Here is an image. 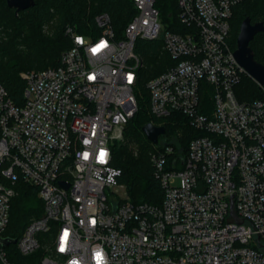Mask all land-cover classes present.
<instances>
[{
    "label": "built area",
    "instance_id": "obj_1",
    "mask_svg": "<svg viewBox=\"0 0 264 264\" xmlns=\"http://www.w3.org/2000/svg\"><path fill=\"white\" fill-rule=\"evenodd\" d=\"M174 1L164 24L160 0H132L120 36L108 14L96 17V33L67 28L72 47L60 64L22 74L23 105L0 84V264H264V97L237 98L248 74L230 43L246 0ZM141 41L159 42L172 60L146 85L150 123L178 113L200 133L186 153L166 133L153 144L160 204L120 195L123 172L112 164L139 109ZM21 180L38 189L44 212L5 246Z\"/></svg>",
    "mask_w": 264,
    "mask_h": 264
},
{
    "label": "trees",
    "instance_id": "obj_2",
    "mask_svg": "<svg viewBox=\"0 0 264 264\" xmlns=\"http://www.w3.org/2000/svg\"><path fill=\"white\" fill-rule=\"evenodd\" d=\"M172 2L171 7H161L165 18L170 19V15L175 14V1ZM134 12L132 0H35L33 8L16 15L15 9L9 8L6 0H0V84L16 105H23L26 81L21 73L58 66L62 54L72 47L67 28H73L80 34L96 33V17L108 14L115 31L122 32ZM247 17L252 23H264V0H246L234 9L230 34V43L234 49L237 48L241 23ZM54 18L57 20L55 32L48 36L43 33V28ZM140 46L145 66L139 70L136 88L139 109L126 127V142L113 146L112 164L122 170L119 181L126 186L132 203L160 204L163 189L150 163V153L155 146L142 141L145 137L142 128L156 121L149 114V92L146 85L151 78L164 72L170 63L161 64L166 53L159 51V42L141 41ZM250 46L255 59L264 64V32L257 34ZM235 92L237 98L245 102L264 97V89L248 75L236 85ZM203 100L211 106L210 90L203 93ZM164 125L166 134L163 137L173 143L178 151L183 148V153L187 152L191 139L200 134L189 125L186 117L178 113L167 117ZM133 144L138 147L137 155ZM15 188L17 194L11 203L9 225L3 234L11 240H17L28 224L44 212V203L35 186L21 180ZM41 253L28 256L25 260H31ZM15 254L17 256V252Z\"/></svg>",
    "mask_w": 264,
    "mask_h": 264
},
{
    "label": "water",
    "instance_id": "obj_3",
    "mask_svg": "<svg viewBox=\"0 0 264 264\" xmlns=\"http://www.w3.org/2000/svg\"><path fill=\"white\" fill-rule=\"evenodd\" d=\"M6 1L9 8L15 9L16 15L35 6V0ZM261 32H264L263 22L252 23L249 17L245 18L240 26L234 56L237 62L246 70L247 74L264 89V64L259 63L255 59L254 51L250 46V42ZM142 132L152 144H158L159 137L166 133V127L148 123L142 128ZM1 240L5 246L16 241L8 238H2Z\"/></svg>",
    "mask_w": 264,
    "mask_h": 264
},
{
    "label": "rangeland",
    "instance_id": "obj_4",
    "mask_svg": "<svg viewBox=\"0 0 264 264\" xmlns=\"http://www.w3.org/2000/svg\"><path fill=\"white\" fill-rule=\"evenodd\" d=\"M251 2L252 1H254V0H250ZM160 2H161V7L163 6V5H168L169 7H171L172 6V4H173V2H172V0H160ZM172 21V19H164V21H163V23L165 24L166 22H171ZM56 24H57V20H56V18H54L53 19V21H51L50 23H48L47 25H45L44 26V28H43V33L44 34H46V35H48V36H52L53 34H54V30H55V26H56ZM123 31V30H122ZM231 32H232V30H231ZM116 34H117V36H120L121 35V32H117L116 31ZM161 46H159V48H160ZM168 63H172V60H171V58L167 55V54H165V56H163V59H162V61H161V64H163V65H167ZM24 72H26V71H24ZM24 72H22L21 73V76H22V74L24 73ZM145 135V134H144ZM142 141L145 143V144H148V143H151L148 139H147V137L145 136L143 139H142ZM124 143V142H126V140H125V137L122 139V140H119V141H117L115 144H121V143ZM133 147H134V153L137 155L138 154V147H137V145H135V144H133L132 145ZM119 194L120 195H122V196H128V192H127V188H126V186L124 187V189H121L120 191H119ZM43 236L44 237H48L47 236V234H44V235H42L41 236V238H42V240H43ZM6 251H7V253L9 254V257L10 258H15V259H17V256H16V252H17V248H16V246L15 245H10L9 247H7L6 248ZM29 260V259H28Z\"/></svg>",
    "mask_w": 264,
    "mask_h": 264
},
{
    "label": "snow or ice",
    "instance_id": "obj_5",
    "mask_svg": "<svg viewBox=\"0 0 264 264\" xmlns=\"http://www.w3.org/2000/svg\"><path fill=\"white\" fill-rule=\"evenodd\" d=\"M104 46H106V45L102 44L100 47H104ZM93 51H98V49H94ZM129 79H131V77Z\"/></svg>",
    "mask_w": 264,
    "mask_h": 264
}]
</instances>
